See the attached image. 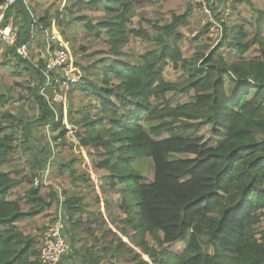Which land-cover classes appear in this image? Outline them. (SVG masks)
Here are the masks:
<instances>
[{
  "label": "trees",
  "instance_id": "trees-1",
  "mask_svg": "<svg viewBox=\"0 0 264 264\" xmlns=\"http://www.w3.org/2000/svg\"><path fill=\"white\" fill-rule=\"evenodd\" d=\"M4 1L0 0V4ZM36 2L27 0L35 18L31 33L17 6L7 13L6 23L19 17L23 22L17 46L28 44L31 48L35 28L46 32L56 25L71 43L80 23L87 31L104 37L109 45L110 56L83 66L81 79L69 83L71 92L88 95L99 106L96 115L86 107L77 111L80 118L73 110L69 112L77 142L68 136L62 104L53 100L55 108L38 92L46 86L53 97L61 84L59 78L53 71L45 73V61H40L44 67L40 69L30 59L16 54L17 46L5 49L3 64L12 67L15 75L24 69L36 70L39 75L38 85L32 80L15 82L20 99L33 96L39 104L37 124L46 126L51 122L60 129L55 138L61 141L59 145L70 143L75 148L76 143L90 155L98 156L93 160L95 169L106 172L103 179L111 188L125 185L120 201L125 217L119 223V232L134 247L118 232L111 231L115 237L97 254L94 244L73 229L70 258L79 261L81 257L80 264H102L108 254L134 264H150L143 255L153 264H264V43L258 39L264 10L257 14L256 38H249L247 20L244 26L232 27L230 35L236 34L232 39L226 29L225 42L236 51L235 57L226 58L225 45L221 43L207 54L188 58L180 47L184 38L181 28L190 23L192 8L173 13L172 20L166 23L141 16L138 26H133L142 0H91V7L104 13L98 21L79 13L85 4L81 0H72L60 15L50 16L47 11L39 17ZM245 3L253 4L251 0ZM142 22L149 24L152 31ZM132 37L150 43L151 48L129 56L125 48ZM255 44H259V53L248 55ZM168 65L182 72L178 79L166 77ZM0 100L6 101L4 96ZM3 117L0 264H40L41 242L38 247L36 236L23 226L33 228L43 221L44 214L58 201L57 194L44 193L42 182L34 186L27 177V187L18 189L21 181L4 166L20 147L7 130L21 126L23 118L17 121L10 111ZM205 125L210 127L209 140H219L217 144L194 135ZM23 127L27 138L31 137V124L24 123ZM164 134L168 136L155 137ZM79 148L81 165L86 167ZM143 158H151L154 164V180L150 183L142 182L144 176L135 167ZM77 159L74 156L61 165L59 173L69 170L75 175ZM14 189L17 190L13 192ZM64 203L68 221L74 226L84 225L78 219L84 210L82 203L74 204L73 197ZM89 232L94 235L93 230ZM179 241L185 242V247L178 252L171 249Z\"/></svg>",
  "mask_w": 264,
  "mask_h": 264
},
{
  "label": "rangeland",
  "instance_id": "rangeland-1",
  "mask_svg": "<svg viewBox=\"0 0 264 264\" xmlns=\"http://www.w3.org/2000/svg\"><path fill=\"white\" fill-rule=\"evenodd\" d=\"M72 0H37L36 9L37 17L48 14L60 15L62 11L71 3ZM76 1V0H75ZM84 1L81 7L82 14L89 15L93 21H98L103 15V11L95 10L91 6V0ZM251 4L245 3V0H222L220 6L216 8L214 13V21L208 20L205 15L195 5L194 0H142L137 5V16L133 19V26H138L139 18L144 16L148 19L157 20L161 23H166L172 20V14L185 13L189 8H192V14L190 23L187 26L182 27L184 38L180 42L186 57H193L197 54H207L214 47L223 43L225 46V53L223 55L228 57H235L236 51H233L226 45L225 32L228 29L229 37L232 39L235 37V33L230 35L231 29L236 25L242 24L247 20L249 25H245L249 38L254 39L257 37V14L259 10H264V0H251ZM11 22H14L18 27L22 25V19L16 21L12 18ZM143 25L152 31L149 24L142 22ZM214 24L221 25V32L216 33L211 31V26ZM244 26V25H243ZM58 32L59 26H55L50 31L42 32L35 28L34 38L30 48V54L27 59L37 66V68L44 69L41 66L40 61H46L49 58L50 46L54 42L51 40L49 32ZM75 37L72 35V42L70 43V62L71 70L78 73L81 77L83 66H91L100 58H107L110 56L109 45L104 37L96 36V31L89 32L85 28L83 23H80L75 28ZM61 36H63L61 34ZM264 43V23L260 29V35L258 37ZM231 40H228L230 43ZM151 48V44L136 37H132L129 45L125 48V53L129 56H136ZM230 49V50H229ZM0 54V98L4 96L6 101L0 100V120H5L3 113L10 111L16 116V120L23 118L21 126L15 125L7 130V133H13L15 137L16 145L19 144L18 150L12 156V158L5 164L4 169L9 170L13 177L21 181L18 189L27 187L28 179H32L33 185L37 186L38 182H42L44 185V193L54 192L57 194V200L52 209L44 214V220L39 221L33 228L29 226H23L26 232L33 233L38 239L39 245L46 230V223L50 221L54 214L58 212L60 205L62 206V212L66 221V238L70 245V250L67 255L61 260V264H80L75 258L71 259L70 255L73 252L71 247L70 238L75 229L76 233H80L83 239L89 241L95 249L97 254L99 248L107 243L115 235L111 231L118 232L126 243L132 247L134 245L128 237H125L119 232V223L125 217L123 210L120 208V201L122 198L121 188L125 185L118 184L115 188H111L108 183H105L103 175L106 173L95 169L94 161L98 158L96 155H90L89 152H85L84 149L74 145L71 147L70 143L67 145H59L60 140H56V136L60 133V129H55L54 124L51 122L46 126H39L38 120L40 118L39 104L34 102V98L29 97L20 99L18 90L15 87V82L18 80H32L38 85L40 80L36 70L24 69L20 75H15L12 67H7L3 64L6 59L7 53ZM259 53V44H255L248 55L254 56ZM45 71V69H44ZM63 70L53 72L54 77L59 78L60 73L63 74ZM182 72L172 68V65L166 67V77L170 80H176ZM38 92L46 96V99L54 104H62L64 113V123L69 129L70 141L77 142L75 132L72 131V125L69 120V112L73 110L76 117L80 118L77 114L78 110H82L84 107L90 108V113L96 115L99 113V106L95 105V101L92 97L82 94L78 91L71 92L70 85L60 84L59 88L53 92L48 93L46 86H42ZM60 96L62 101L55 100V96ZM181 100H185V97H179ZM55 108L56 105L54 104ZM31 124V137L27 138V130L23 129V124ZM38 123V124H37ZM210 127L205 125L198 130L195 136H204L207 138L211 145L218 143L217 140L210 138ZM168 136L166 134L155 136L156 138H162ZM79 148L82 150L86 167H83L80 162V156L77 152ZM77 157L75 167L77 169L75 175H71L69 170L60 174L59 169L61 165H65L72 157ZM135 167L143 174L144 183H150L154 180V164L151 158H143L135 163ZM83 176V177H82ZM89 176V177H88ZM93 181V183H92ZM17 189H14L15 192ZM73 197L74 204L82 203L84 210L78 216L84 223L82 226H74L68 221L67 212L65 210L64 200L66 198ZM77 202V203H75ZM56 210V212H55ZM91 228V229H89ZM90 230H93V234H89ZM101 236V237H100ZM100 238L96 242L92 241V238ZM104 238V239H102ZM117 239L114 241L116 242ZM185 247V242L179 241L171 246L174 251H181ZM83 250V249H82ZM137 252H140L136 248ZM81 256V255H80ZM143 258L149 261L150 258L147 255H143ZM102 264H134L132 261H127L123 257H111V254L106 255V259Z\"/></svg>",
  "mask_w": 264,
  "mask_h": 264
},
{
  "label": "built area",
  "instance_id": "built-area-1",
  "mask_svg": "<svg viewBox=\"0 0 264 264\" xmlns=\"http://www.w3.org/2000/svg\"><path fill=\"white\" fill-rule=\"evenodd\" d=\"M222 0H194L195 5L205 15L214 21L216 8L220 6ZM15 0H5L0 4V54L7 47L17 46L19 37V27L14 22L6 23L7 13L14 6ZM211 31L220 33L221 25L214 24ZM49 37L54 42L50 46L49 58L46 61L45 73L61 71L59 80L62 84L76 83L81 77L78 73L71 70L70 62V42L65 40L60 33L51 31ZM16 54L22 58H28L30 48L28 44L16 47ZM55 100L62 101L60 96H55ZM37 183V181H36ZM66 221L62 212V206L56 216L46 223V233L42 237L40 246V264H61L64 256L70 250L69 242L66 238Z\"/></svg>",
  "mask_w": 264,
  "mask_h": 264
},
{
  "label": "water",
  "instance_id": "water-1",
  "mask_svg": "<svg viewBox=\"0 0 264 264\" xmlns=\"http://www.w3.org/2000/svg\"><path fill=\"white\" fill-rule=\"evenodd\" d=\"M14 6H17L25 15L27 21V31L28 33H31L33 25L35 23V18L31 9L29 8L27 0H15Z\"/></svg>",
  "mask_w": 264,
  "mask_h": 264
}]
</instances>
